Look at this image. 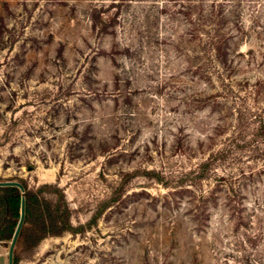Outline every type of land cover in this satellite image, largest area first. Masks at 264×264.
I'll use <instances>...</instances> for the list:
<instances>
[{
    "label": "rangeland",
    "instance_id": "rangeland-1",
    "mask_svg": "<svg viewBox=\"0 0 264 264\" xmlns=\"http://www.w3.org/2000/svg\"><path fill=\"white\" fill-rule=\"evenodd\" d=\"M261 122L264 0H0V180L72 231L16 264H264Z\"/></svg>",
    "mask_w": 264,
    "mask_h": 264
},
{
    "label": "trees",
    "instance_id": "trees-1",
    "mask_svg": "<svg viewBox=\"0 0 264 264\" xmlns=\"http://www.w3.org/2000/svg\"><path fill=\"white\" fill-rule=\"evenodd\" d=\"M257 128L263 135L264 122ZM6 181L17 182L22 188L19 191L16 187H0V244L4 247H8L18 221L20 199L23 200V223L12 252V264H16L15 251L19 246L31 250L47 237L71 233L70 213L61 193L49 196L50 185L30 189L22 180Z\"/></svg>",
    "mask_w": 264,
    "mask_h": 264
},
{
    "label": "water",
    "instance_id": "water-1",
    "mask_svg": "<svg viewBox=\"0 0 264 264\" xmlns=\"http://www.w3.org/2000/svg\"><path fill=\"white\" fill-rule=\"evenodd\" d=\"M0 187H16L19 191L22 190L21 186L17 183V182H0ZM23 200L22 198L20 199V204H19V217H18V221L16 223L15 229L13 231V234L11 236V239L8 243V247L6 250V264H12V252H13V248L18 236V233L20 231V228L22 226L23 223Z\"/></svg>",
    "mask_w": 264,
    "mask_h": 264
},
{
    "label": "crops",
    "instance_id": "crops-1",
    "mask_svg": "<svg viewBox=\"0 0 264 264\" xmlns=\"http://www.w3.org/2000/svg\"><path fill=\"white\" fill-rule=\"evenodd\" d=\"M0 264H6V252L3 246L0 244Z\"/></svg>",
    "mask_w": 264,
    "mask_h": 264
}]
</instances>
